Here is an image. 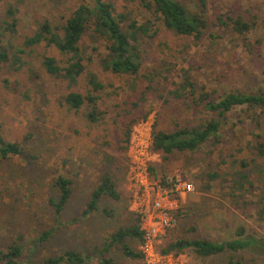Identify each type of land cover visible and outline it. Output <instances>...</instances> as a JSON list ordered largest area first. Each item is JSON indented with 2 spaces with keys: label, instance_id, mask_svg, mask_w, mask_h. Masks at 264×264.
Wrapping results in <instances>:
<instances>
[{
  "label": "rangeland",
  "instance_id": "374dc122",
  "mask_svg": "<svg viewBox=\"0 0 264 264\" xmlns=\"http://www.w3.org/2000/svg\"><path fill=\"white\" fill-rule=\"evenodd\" d=\"M86 1L0 0L2 44L9 51L11 46L22 48L40 24L48 21L58 29ZM107 1L115 6L117 14L126 13L138 24L150 23L152 30L141 47L140 75L161 72L152 84L161 87L162 96L150 95L140 106L138 101L149 81L105 71L100 63L106 55L105 46L90 31L82 41L87 72L95 73L106 87L94 93L99 97L96 111L104 113L98 123L88 118L93 107L85 104L76 110L65 103L64 97L70 92L66 82L50 76L42 66L45 55L54 56L61 64L65 61L54 47L41 44L27 49L20 70L5 64L0 71L2 134L9 141L22 143L24 151L20 157L0 159V250H7L18 239L25 248L26 264H45L46 259L67 250L89 256L87 264H100V251L113 233L135 224L137 219L142 225L148 209L145 189L130 175L129 147L135 130L147 121L170 129L187 117L194 121L216 117L203 109L190 112L186 104L170 96L183 71L207 85L215 102L225 92L264 93V0H206L212 26L199 41L166 29L141 0ZM179 1L195 12L201 4V0ZM221 16L225 20L240 16L249 22L251 31L237 34L231 26L218 22ZM14 19L17 26L11 31L8 24ZM88 90L85 78L74 89L85 95ZM243 110L239 107L227 114L215 146L209 142L195 153L175 152L167 160L156 154L149 162L151 194L158 182L171 190V179L195 187L194 192L176 196L180 216L176 227L159 238L158 250L178 239L221 243L234 239L241 227L247 236L264 244V156L256 154V137L260 135L264 142V113L257 110L254 120ZM128 129L131 132L126 143ZM151 165L155 166V177L149 171ZM213 172L220 178L211 182L212 189L208 190L205 185ZM106 173L120 194L119 200L105 196L100 202V207L110 210L112 216L95 212L83 217L92 192ZM59 176L72 180L73 191L63 211L62 224L56 221L49 202L59 195ZM45 232H52V238L35 242ZM125 241L141 252L140 241ZM179 253L188 264H229L231 259L264 264V248L209 257L199 256L192 248ZM104 256L117 264H144L143 258L131 259L116 245Z\"/></svg>",
  "mask_w": 264,
  "mask_h": 264
},
{
  "label": "trees",
  "instance_id": "16d2710c",
  "mask_svg": "<svg viewBox=\"0 0 264 264\" xmlns=\"http://www.w3.org/2000/svg\"><path fill=\"white\" fill-rule=\"evenodd\" d=\"M141 2L147 10L158 15L166 29L177 35L192 37L199 41L205 35L206 30L212 26L208 19L206 0L200 1L201 4L197 12L179 0H141ZM11 15L13 17L14 14ZM16 21L14 19L11 24H8L11 31H14L17 26ZM218 22L223 26H231L240 35L249 33L252 28L249 22L240 16L227 17L226 20L221 16L218 18ZM151 30L149 22L138 24V21L131 19L126 13L117 14L115 6L107 0H87L72 12L62 27L53 28L48 21L40 24L35 34L25 39L22 48L11 46L12 50L9 51L2 44L3 32L0 27V71L5 64L20 70L24 64L23 57L27 54V49L32 50L41 44L54 47L65 56V61L61 64L54 56L45 55L42 58V66L50 76L66 82L70 92L64 97L65 103L71 109L76 110H81L85 104L93 107L94 111L89 113L88 118L92 123H98L104 118V113L96 111L99 97L94 93H100L106 87L95 73L87 72L86 51L82 46L85 35L90 31L92 36L105 46L106 55L100 59L101 66L105 71L119 77L135 76V79L139 77L149 81L146 91H142V99L138 101L141 106L149 99L150 95L156 93L162 96L161 87L156 88L152 84L156 82L155 76L160 77L161 72L155 74L157 71H154L149 76L140 75L143 65L141 47L144 38L149 35ZM84 78L89 86L87 95L74 91ZM174 85L175 89L169 92L170 96L186 104L190 112L203 109L211 114L215 113L216 117L196 118L197 121L187 117L182 120L183 123L178 122L174 128L170 129L159 128V122L157 121V124L155 122L152 125V152L161 155L164 160H167L175 152L195 153L209 142L215 146L220 139L219 133L222 131V124L228 118L227 114L236 108L245 109L242 113L249 115L254 120L257 110L264 113V93L225 92L215 102L211 99L212 94L207 91V85L200 84L186 70L182 72L180 81ZM130 132L131 129H128L125 133L124 142L126 143L129 141ZM256 142V154L264 156V142L260 135L256 137ZM124 149L126 151L127 147ZM23 153L22 143L9 141L3 136L2 123L0 122V159L9 160L20 157ZM149 171L153 177L156 176L154 165L150 166ZM219 178L218 173H210L205 188L212 189L211 182ZM56 186L59 195L51 198L49 202L56 221L62 224L63 211L73 192L72 180L66 176H59ZM105 196L114 200L120 199L116 184L108 173L102 176L100 183L92 192L82 216L86 217L95 212L112 216L113 213L110 210L100 207V202ZM178 216L180 215L178 214ZM138 222L137 219L135 224L119 229L107 239L104 248L100 251V256H98L100 264H117L112 258L104 256L115 245L119 246L123 253L131 259L143 258L142 252L134 251L125 241L127 238H131L143 242V232ZM52 235V232H45L35 242H46L52 238ZM188 248H192L201 257H209L228 251L233 253L245 250L262 251L264 244L257 238L247 236L245 228L241 227L237 230L236 237L231 240L219 243L204 239H178L170 243L162 252H181ZM88 260L90 257L83 253L67 250L61 255L46 259L45 264H87ZM0 264H26L25 248L18 239L7 250H0ZM229 264L243 263L231 259Z\"/></svg>",
  "mask_w": 264,
  "mask_h": 264
},
{
  "label": "built area",
  "instance_id": "2783aa9c",
  "mask_svg": "<svg viewBox=\"0 0 264 264\" xmlns=\"http://www.w3.org/2000/svg\"><path fill=\"white\" fill-rule=\"evenodd\" d=\"M153 156H156V153L152 152V125L147 121L135 130L129 147L130 175L137 184L144 187V201L148 207L141 225L143 232L141 252L144 255V264H188L184 255L179 252L163 253L161 249H157V244L161 245L159 238L177 225L179 201L176 196L179 193L194 192L195 187L192 183H179L180 181L171 179V190L158 182L153 185L151 194L148 191L150 182L147 169Z\"/></svg>",
  "mask_w": 264,
  "mask_h": 264
}]
</instances>
